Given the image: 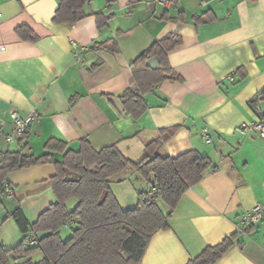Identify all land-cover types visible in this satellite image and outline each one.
I'll return each instance as SVG.
<instances>
[{
  "label": "crops",
  "instance_id": "0c3cea01",
  "mask_svg": "<svg viewBox=\"0 0 264 264\" xmlns=\"http://www.w3.org/2000/svg\"><path fill=\"white\" fill-rule=\"evenodd\" d=\"M57 4L0 0V152L27 143L28 153L50 155L7 175L12 196L0 188V244L11 249L24 238L12 216L16 209L31 228L55 201L50 179L63 154L47 151L48 141L70 151H78L82 140L94 150L115 145L138 162L145 145L170 130L160 155L195 150L218 170L184 192L169 228L154 234L140 264H188L234 232L236 242L215 264H264V217L249 231L241 226L244 212L264 204V139L240 129L264 119V99L251 104L264 90V0H176L164 12L154 0H90L86 17L73 25L53 23ZM99 13L109 18L100 30ZM21 26L36 40H22L15 31ZM170 33L182 40L168 55L180 79L144 94L147 109L133 119L119 99L132 80L129 64ZM12 112H36V119L25 141L8 144ZM202 128L209 143L199 135ZM110 187L123 209L134 208L146 190L129 169ZM75 204L68 201L67 208Z\"/></svg>",
  "mask_w": 264,
  "mask_h": 264
},
{
  "label": "trees",
  "instance_id": "16d2710c",
  "mask_svg": "<svg viewBox=\"0 0 264 264\" xmlns=\"http://www.w3.org/2000/svg\"><path fill=\"white\" fill-rule=\"evenodd\" d=\"M112 1L106 0L107 3ZM89 3L90 0H58L53 23L73 25L81 21L86 17L84 8ZM95 18L98 30L107 26L109 18L100 13L95 14ZM15 31L25 41L37 38L25 26ZM181 42L179 35L167 34L129 64L132 80L119 95L127 115L138 119L147 109L144 94L166 80L180 79L170 68L168 55ZM149 60H154L158 67L147 66ZM263 99L264 90L251 104ZM170 134V130L162 131L160 137L147 143L144 157L138 162L124 158L115 145L94 150L82 140L78 151H70L61 142L48 141L47 151L63 154L61 161L54 162L55 173L50 179L55 201L31 228H27L19 208L13 212L24 238L11 249L0 244V264H140L154 234L169 228L171 213L184 192L198 184L208 172L218 170L208 157L195 150L177 157L160 155ZM24 136L19 140L25 141ZM29 150L24 143L18 151L0 152L1 191L9 173L49 160V154L36 157L28 153ZM128 169L145 182L146 190L138 193L134 208L123 209L110 184L114 177ZM71 200L76 204L69 209L67 202ZM63 228L71 231L66 238L61 236ZM252 228L248 226L244 232ZM30 229L37 236L32 246L27 243ZM238 236L239 233L234 232L218 244L207 246L188 264L217 263ZM36 253L41 255L39 259L34 258Z\"/></svg>",
  "mask_w": 264,
  "mask_h": 264
},
{
  "label": "built area",
  "instance_id": "2783aa9c",
  "mask_svg": "<svg viewBox=\"0 0 264 264\" xmlns=\"http://www.w3.org/2000/svg\"><path fill=\"white\" fill-rule=\"evenodd\" d=\"M176 0H154V4L156 8L160 11H166L168 8L173 6L175 4ZM72 46H74L72 40H70ZM228 81H233V75L228 76ZM11 118V125L12 130L11 132L5 137V141L8 144L14 143L17 139L22 137L28 130L29 125L35 121L36 119V112H32L27 114L26 116H21L17 112H12L10 114ZM241 131L250 133L258 138L264 139V120L258 119L255 121L245 122L240 126ZM201 139L205 143H209L210 139L208 136V131L206 128H202L199 133ZM3 191L6 194V196L11 197L12 196V189L9 185L6 183L3 185ZM263 211H264V204H256L251 209L244 212V214L241 217V226L242 227H248V226H254L260 222V220L263 217ZM69 224L65 225V227ZM37 239L36 233L30 229L28 231V237H27V243L29 246H32Z\"/></svg>",
  "mask_w": 264,
  "mask_h": 264
},
{
  "label": "rangeland",
  "instance_id": "374dc122",
  "mask_svg": "<svg viewBox=\"0 0 264 264\" xmlns=\"http://www.w3.org/2000/svg\"><path fill=\"white\" fill-rule=\"evenodd\" d=\"M75 202V201H74ZM162 207H163V205H162ZM71 233V231L69 230V229H65V228H63L62 230H61V236L63 237V238H65L67 235H69Z\"/></svg>",
  "mask_w": 264,
  "mask_h": 264
},
{
  "label": "water",
  "instance_id": "95a60500",
  "mask_svg": "<svg viewBox=\"0 0 264 264\" xmlns=\"http://www.w3.org/2000/svg\"><path fill=\"white\" fill-rule=\"evenodd\" d=\"M147 66H151V67H154V68H157L158 65L157 63H155L154 60H149L147 63H146Z\"/></svg>",
  "mask_w": 264,
  "mask_h": 264
}]
</instances>
